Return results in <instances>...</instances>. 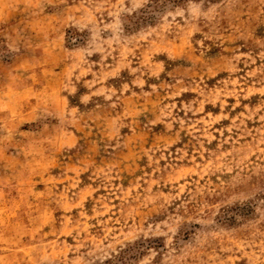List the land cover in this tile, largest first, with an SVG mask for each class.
Here are the masks:
<instances>
[{
    "label": "rangeland",
    "instance_id": "obj_1",
    "mask_svg": "<svg viewBox=\"0 0 264 264\" xmlns=\"http://www.w3.org/2000/svg\"><path fill=\"white\" fill-rule=\"evenodd\" d=\"M264 264V0H0V264Z\"/></svg>",
    "mask_w": 264,
    "mask_h": 264
},
{
    "label": "trees",
    "instance_id": "obj_2",
    "mask_svg": "<svg viewBox=\"0 0 264 264\" xmlns=\"http://www.w3.org/2000/svg\"><path fill=\"white\" fill-rule=\"evenodd\" d=\"M112 260H107L106 264H111Z\"/></svg>",
    "mask_w": 264,
    "mask_h": 264
}]
</instances>
